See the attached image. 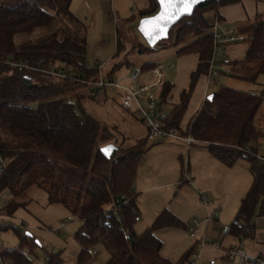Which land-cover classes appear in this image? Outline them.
I'll use <instances>...</instances> for the list:
<instances>
[{
  "label": "trees",
  "instance_id": "trees-1",
  "mask_svg": "<svg viewBox=\"0 0 264 264\" xmlns=\"http://www.w3.org/2000/svg\"><path fill=\"white\" fill-rule=\"evenodd\" d=\"M239 1L218 0L198 6L193 15L175 25L170 38L159 45H166L178 28L173 42L180 47L178 54L198 56L189 88L182 92L179 104L171 110L169 123L184 136H194L199 145L228 167H233L241 158L250 162L252 185L227 234L254 241L257 239L256 220L264 218V164L247 151L257 150L259 140L264 137L256 122L264 93L259 95L221 86L186 128L181 127L196 86L208 72L212 58L213 40L209 28L213 21L207 18V12L214 9L215 21H219L220 8ZM72 2L0 0V152L9 160L0 178V194L9 191L12 195L8 205L0 209V215L13 216L20 207L28 205V192L38 188L48 194L50 204L63 205L80 219L81 227L75 234L82 246L80 263L90 260L91 249L102 245L110 253L107 264H189L196 249L188 251L176 263L160 255L163 243L156 232L183 226L169 211H164L144 232L136 231L138 197L133 184L148 150L147 140L124 137L119 127L104 125L94 117L84 105L87 100L97 98L96 88L91 89L93 86L75 79L61 81L6 63L10 60L31 65L42 63L69 71L77 78L97 81V70L87 63L88 29L71 11ZM158 10L157 0H150L149 8L141 11L140 19L153 16ZM128 24L129 21L122 22L123 29L117 26V56L127 45L138 55L153 52L155 48L133 40L134 31ZM244 28L243 32L252 37L250 47L244 61L232 62V72L233 76L256 82L264 75V21L258 20ZM155 65L150 62L141 67L147 71ZM247 65L253 66L251 75ZM120 67V64L115 65L108 76L113 78ZM5 72L9 73L5 75ZM24 76L32 78V88L23 84ZM84 88L89 91L81 92ZM171 92L172 86L165 83L159 94L161 102L165 104ZM71 96L77 100H69ZM33 103L37 106H32ZM109 144L118 147L114 160L101 152ZM181 182L186 183L185 172ZM122 196L129 203L123 205L118 214L108 213V207ZM21 197L25 200L19 201ZM19 237L21 248L2 250L0 257L12 264H31L23 248L33 247V238L29 234ZM57 261L60 259L54 258L51 264Z\"/></svg>",
  "mask_w": 264,
  "mask_h": 264
},
{
  "label": "rangeland",
  "instance_id": "rangeland-1",
  "mask_svg": "<svg viewBox=\"0 0 264 264\" xmlns=\"http://www.w3.org/2000/svg\"><path fill=\"white\" fill-rule=\"evenodd\" d=\"M150 0H73L71 11L75 16L86 26L87 33V63L88 66L93 67L95 60H100L106 63V74L110 72L115 65H121L120 69L115 72L113 79L116 83L121 84L122 87L133 89L132 76L138 67L145 63L157 62L164 66L163 72L166 76V81L175 83V77L178 72V50L180 47L172 44L175 40V34L178 28L174 29V37L166 44L157 45L154 51L146 55H138L131 52L130 45L117 56V26L123 29L122 22L129 21L128 26L134 31V41H138L143 45L148 46L145 39L138 31L140 23L141 11L148 9ZM207 18L213 22L216 19V11L211 9L207 12ZM241 28H244L243 26ZM170 38V37H169ZM250 47L249 41L231 45L227 48L225 68L231 70V74L221 79L223 88H234L241 91L252 92L255 94L264 93V75L256 81L241 78V76H233L232 63L244 61L247 51ZM232 51V52H230ZM129 62L130 65L125 64ZM174 64V69L170 65ZM250 75L252 74V65H247ZM9 72H5L7 75ZM247 73V71H246ZM249 73L248 76H249ZM206 78L202 77L197 89L193 95V99L198 95V91L203 90L206 85ZM208 83V82H207ZM208 96L213 95L222 87L210 85L208 86ZM91 89L95 90L94 87ZM81 92H88L89 88L80 90ZM122 93V92H121ZM123 96V94H122ZM122 96L117 90H107L102 95H97L96 100H87L84 105L86 109L96 118H98L104 125L117 126L124 137L132 136L131 127L135 123L141 126L133 115L126 112L120 105ZM175 99L179 100L180 95L175 93ZM69 100L76 101V97H69ZM193 101V100H192ZM176 103V102H175ZM32 106L36 107L37 103ZM165 109H172L170 102L166 104ZM190 112V110H189ZM187 111L184 122L188 120ZM256 122L264 132V103L257 115ZM149 145H152L149 142ZM259 149L264 148V137L259 140ZM187 159V157L185 158ZM234 171H240L243 174V179L239 181L241 191L235 194V190L231 187L233 182L224 183L219 188H216V197L220 200L217 202L213 197L210 199L217 203L220 207L221 225L228 227L233 223L237 213L241 207L242 200L248 194L252 185V176L249 172L250 162L247 159L241 158L233 166L229 167ZM229 180V179H227ZM213 187V186H212ZM215 190V187H214ZM26 201L28 205L20 207L13 216L1 214L0 215V240L3 250H12L21 248L20 234H29L33 238V247L25 246L24 253L31 260V264H51L54 258H59L60 262L57 264H107L110 260V253L102 246L97 245L91 249V258L86 263H80L79 257L82 251L81 244L76 240L75 234L81 227V221L78 217L70 213L69 209L63 205L50 204L48 194L41 189L32 188L29 192ZM12 195L9 191L0 194V209L5 208L10 202ZM18 200V199H17ZM21 197L19 201H24ZM202 200V199H201ZM205 204V202H204ZM235 211V214L232 215ZM222 215V216H221ZM233 216V217H232ZM232 218V219H231ZM261 218H257V226ZM67 223L66 231L60 230V226ZM230 224V225H229ZM140 224L136 230H142ZM264 234V228L258 234ZM260 238L252 241L250 239H243L246 247H253L254 253L260 254L264 251L258 249L260 247ZM258 246V247H256ZM256 247L257 249H254ZM264 247V245H263ZM93 250H97V254H93ZM238 259L233 264H238ZM209 264V263H207ZM218 264H229L228 261L219 260Z\"/></svg>",
  "mask_w": 264,
  "mask_h": 264
},
{
  "label": "crops",
  "instance_id": "crops-1",
  "mask_svg": "<svg viewBox=\"0 0 264 264\" xmlns=\"http://www.w3.org/2000/svg\"><path fill=\"white\" fill-rule=\"evenodd\" d=\"M219 15L221 17L219 24L222 30L236 28L243 32L245 28H241L242 26L246 27L247 24L255 23L258 20L264 21V0H240L237 3L220 8ZM178 57V72L174 80L175 83L167 82L165 76L166 83L172 86V92L164 106L170 102L172 109L180 102V97L179 100L175 99V93L181 96L182 92L189 88L190 76L198 65V56L195 54L185 56L178 54ZM226 59L227 54L225 55V62ZM151 63L157 64V62ZM175 67L174 64L170 65L172 69ZM142 80V78L138 79L137 82L141 83ZM208 88L206 82L205 88L198 91V95L193 99L195 89L187 110L188 112L190 110V114H188L186 123L184 122V116L181 124L182 128H186L191 118L203 107L209 97ZM119 95L122 96V93L119 92ZM172 109L167 110L171 112ZM137 121L141 126L135 123L130 130L132 136L127 138H132V140L145 138L148 150L140 162L133 184L138 197L137 206L138 216L140 217V221L136 222L135 228L139 224L143 226L140 232L136 231L138 233L144 232L155 223L164 211H169L183 223V226L164 228L156 232V237L163 243L160 252L162 258L176 263L188 251L196 249L198 252L197 247L205 239L207 245L199 250L203 263L218 264L219 260L228 261L227 252L238 247L243 240L223 233V227L227 225L222 226L220 224L222 217L219 218V221L211 224L206 223L205 218L209 212L220 209L217 203L210 199L213 197L217 202L220 201L216 197L217 186L221 188V186H225L224 183L227 184L232 181L231 187L236 194L242 189L239 181L243 179V174L223 164L204 146L195 145L188 148L182 140L178 139L149 140L147 128L141 121ZM149 142L152 145H149ZM186 157L187 159H185ZM186 168L188 179H186V183L182 184L181 180ZM203 195L212 201L211 206L208 207L206 203L204 204ZM234 214L235 211L232 215ZM194 220L198 221L199 226L196 227L195 237H191L190 233L191 228L194 226ZM262 227L264 228V218H261L257 230L260 231ZM257 237L260 238V247H256L264 251V234H256ZM216 243H221L222 247L217 249L214 247ZM256 247L254 249H257ZM247 250L255 254L252 246L251 248L247 247Z\"/></svg>",
  "mask_w": 264,
  "mask_h": 264
},
{
  "label": "built area",
  "instance_id": "built-area-1",
  "mask_svg": "<svg viewBox=\"0 0 264 264\" xmlns=\"http://www.w3.org/2000/svg\"><path fill=\"white\" fill-rule=\"evenodd\" d=\"M209 32L212 35L213 40V53L209 64L208 72L205 77L208 82V86H222L221 79L229 76L231 70L225 68V52L226 49L231 45L241 44L250 41L252 37L236 28L229 30H222L220 28L219 21H214L211 23ZM167 44V43H166ZM173 44V43H172ZM9 65L20 70H28L32 72H39L55 77L58 80H77L82 83H86L89 86L96 88L97 94L102 95L107 90H117L122 92L123 98L121 102V107L128 113L132 114L137 120L141 121L147 128V136L149 140L157 141L162 139H178L182 140L188 148L199 145V141L192 135L184 136L182 131L169 123L170 111L165 109L164 103L161 102L159 94L162 91L166 81L163 72V65L156 64L150 70L144 71L142 67H138L132 76L133 89L122 87L121 84L116 83V81L106 74V63H102L100 60H95L94 68L98 72V80L95 82L88 81L84 78H77L74 74L69 71H62L52 65L44 66L40 63L38 65H31L27 62L18 61H7ZM143 79L141 83H138V79ZM248 155L254 157L257 162L264 164V148L257 150H248ZM9 165L8 158L0 152V178L5 174ZM185 178L187 177V168L184 171ZM203 201L209 207L212 205V201L206 196H202ZM129 203V200L122 196L117 198L115 202L112 203L107 209L108 213L118 214L121 207ZM220 212L215 209L209 212L205 218V222L208 224L219 221ZM140 221V217H136V222ZM199 226L197 220H194V226L191 228V237H195L196 227ZM67 223H63L60 226V230L66 231ZM1 231V228H0ZM229 227H223V233H228ZM207 245V241L203 239L199 244L198 252L196 250L193 253L189 264H206L202 262L199 254V250ZM214 247L220 249L222 247L221 243L214 244ZM2 243L0 240V251H2ZM93 254L97 253V250H93ZM227 259L229 264H233L234 261L238 259V264H264V254H252L247 250L243 241L238 247L232 248L227 252ZM0 264H12L10 262H5L0 257Z\"/></svg>",
  "mask_w": 264,
  "mask_h": 264
},
{
  "label": "water",
  "instance_id": "water-1",
  "mask_svg": "<svg viewBox=\"0 0 264 264\" xmlns=\"http://www.w3.org/2000/svg\"><path fill=\"white\" fill-rule=\"evenodd\" d=\"M213 1H218V0H199L198 3L194 4L192 6V11L190 14L188 13H182V14H179L178 18L174 19L173 21H170V22H162L163 25L167 28V32L166 33H159V31L157 30L156 32L153 33V36L152 37H149V36H146L145 35V28H146V22L147 21H150L152 20L153 18H157L159 17L160 15L163 14V10H164V5L161 4L160 0H157L158 4H159V10L158 12L153 15V16H148V17H144L140 20V23H139V26H138V31L140 32V34L142 35V37L145 39V41L147 42L148 46L150 48H154L156 47L157 45H159L160 43H162L163 41L165 40H168L169 37H170V32L171 30L173 29V27L175 25H177L183 18L185 17H190L193 15L195 9L206 3V2H213ZM177 8H180L182 7L181 4L177 3ZM175 11V10H174ZM158 37V38H156ZM2 72L1 68H0V73ZM23 84L28 87V88H32L34 86V83H33V80L30 76H24L23 77ZM213 98V95H210L208 97V100H212ZM105 149H111L110 152L106 153L104 150ZM101 152L102 154L107 157L108 159H111V160H114L117 158L118 156V147L114 144H109V145H106L105 147H103L101 149Z\"/></svg>",
  "mask_w": 264,
  "mask_h": 264
},
{
  "label": "snow or ice",
  "instance_id": "snow-or-ice-1",
  "mask_svg": "<svg viewBox=\"0 0 264 264\" xmlns=\"http://www.w3.org/2000/svg\"><path fill=\"white\" fill-rule=\"evenodd\" d=\"M160 2L162 5H164L163 14L146 22V36L152 37L153 33L157 30L161 34L166 33L167 28L163 25L162 22L173 21L174 19L178 18L179 14L182 13L190 14L192 11V6L198 3L199 0H160ZM177 3L181 4L182 7L177 8ZM104 151L108 153L111 151V149H105Z\"/></svg>",
  "mask_w": 264,
  "mask_h": 264
}]
</instances>
